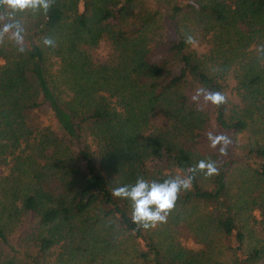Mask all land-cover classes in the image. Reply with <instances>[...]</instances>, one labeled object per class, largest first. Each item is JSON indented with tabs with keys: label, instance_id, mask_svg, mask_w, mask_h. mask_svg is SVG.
Returning a JSON list of instances; mask_svg holds the SVG:
<instances>
[{
	"label": "trees",
	"instance_id": "trees-1",
	"mask_svg": "<svg viewBox=\"0 0 264 264\" xmlns=\"http://www.w3.org/2000/svg\"><path fill=\"white\" fill-rule=\"evenodd\" d=\"M48 3H0V264H264V0Z\"/></svg>",
	"mask_w": 264,
	"mask_h": 264
},
{
	"label": "clouds",
	"instance_id": "clouds-1",
	"mask_svg": "<svg viewBox=\"0 0 264 264\" xmlns=\"http://www.w3.org/2000/svg\"><path fill=\"white\" fill-rule=\"evenodd\" d=\"M0 3L6 5L9 9L15 11H23L25 9H41L46 11L49 7L48 0H0ZM10 29H15L13 37L17 41H21V28L18 22L5 23L0 32L7 33ZM191 37H189V40ZM45 45L52 44L53 41L45 38ZM23 50V49H21ZM224 97L219 93L205 95V100L212 103L222 102ZM223 137H216L213 141L222 140ZM200 169L207 168V173L211 174L216 171L212 163L200 162ZM188 188L189 180H181L179 178L167 179L162 183L155 181L148 182L138 179L132 186H121L113 189V195L117 197L127 198L131 201V215L134 222H139L144 228L150 227L156 221H163L176 200L177 192L180 188Z\"/></svg>",
	"mask_w": 264,
	"mask_h": 264
},
{
	"label": "rangeland",
	"instance_id": "rangeland-1",
	"mask_svg": "<svg viewBox=\"0 0 264 264\" xmlns=\"http://www.w3.org/2000/svg\"><path fill=\"white\" fill-rule=\"evenodd\" d=\"M200 40L196 41V44L193 45L192 47L198 52L201 53L204 51V49L206 48V45L203 44H199ZM233 87L232 81H229L228 83V88H227V96L229 98V100L231 102H237V97L235 96V94L231 91V88Z\"/></svg>",
	"mask_w": 264,
	"mask_h": 264
}]
</instances>
